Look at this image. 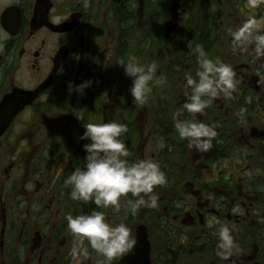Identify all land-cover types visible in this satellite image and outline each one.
<instances>
[{"label": "flooded vegetation", "instance_id": "flooded-vegetation-1", "mask_svg": "<svg viewBox=\"0 0 264 264\" xmlns=\"http://www.w3.org/2000/svg\"><path fill=\"white\" fill-rule=\"evenodd\" d=\"M238 31L246 38L234 46ZM257 34L264 0H0V264H73L66 217L94 210L125 223L136 240L114 264H264ZM197 45L232 67L236 88L203 115L181 114L186 77L199 69ZM130 58L157 64L144 104L133 101L119 65ZM85 81L92 83L83 94L69 92V82ZM176 118L213 127L212 147L190 148ZM107 122L127 126L130 162L149 159L164 172L157 207L131 215L70 198L64 181L84 165V125ZM221 225L239 249L227 260L217 256ZM138 241L139 258H128ZM100 259L89 248L77 264Z\"/></svg>", "mask_w": 264, "mask_h": 264}, {"label": "clouds", "instance_id": "clouds-1", "mask_svg": "<svg viewBox=\"0 0 264 264\" xmlns=\"http://www.w3.org/2000/svg\"><path fill=\"white\" fill-rule=\"evenodd\" d=\"M234 46L242 38H246L244 31L233 34ZM253 51L257 59L264 58V34H257L253 40ZM199 66L195 74L186 77L189 91L185 93L186 101L182 105L181 114L203 115L211 102L220 94L231 95L236 88L235 73L230 65L208 58L202 46L193 49ZM119 65L124 68L125 75L132 79L130 89L134 102L144 104L151 92L150 82L157 71V64H142L130 58L121 60ZM91 81L79 85L69 82V92L83 94L91 86ZM81 140L89 141L84 144L83 167L76 168L64 183L71 188L70 198L85 204L93 202L98 208L111 207L119 213L124 207L126 214L135 215L141 207L155 208L158 195L154 188L165 183V174L160 166L149 159L130 162L129 150L122 139L128 131L124 124L116 122L88 123ZM174 129L181 139L188 141V146L203 153L212 147L213 138L217 133L213 127L193 119L174 120ZM159 147H165L163 138ZM131 194L129 198L128 194ZM143 194V195H141ZM146 197V198H145ZM124 198V205L121 200ZM126 205V207H125ZM67 229L74 237L71 248L73 264L89 254V248L101 259L98 264H114V261L129 252L136 243L129 227L121 223H111L106 220L101 211L91 214L68 215ZM233 229L221 225L218 228L217 256L227 260L238 245L232 235ZM87 241V247L84 242Z\"/></svg>", "mask_w": 264, "mask_h": 264}, {"label": "water", "instance_id": "water-1", "mask_svg": "<svg viewBox=\"0 0 264 264\" xmlns=\"http://www.w3.org/2000/svg\"><path fill=\"white\" fill-rule=\"evenodd\" d=\"M137 255H138V258H139V241H138V243L136 245V248L129 253V257L128 258H132V257L135 258V256H137Z\"/></svg>", "mask_w": 264, "mask_h": 264}]
</instances>
